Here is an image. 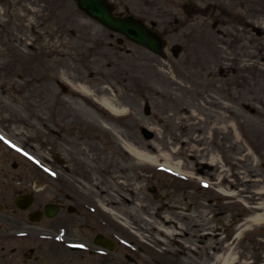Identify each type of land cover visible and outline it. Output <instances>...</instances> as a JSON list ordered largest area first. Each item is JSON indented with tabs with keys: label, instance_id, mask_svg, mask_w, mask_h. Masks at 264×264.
<instances>
[{
	"label": "rangeland",
	"instance_id": "obj_1",
	"mask_svg": "<svg viewBox=\"0 0 264 264\" xmlns=\"http://www.w3.org/2000/svg\"><path fill=\"white\" fill-rule=\"evenodd\" d=\"M110 1L117 15L135 16L162 34L165 59L93 21L74 0H0V140L8 148L13 137L33 150V163L80 171L78 191L88 200L115 201L114 216L130 237L132 230L163 245L164 264H202V254L175 246L177 238L195 247L200 240L175 235L189 228L174 227L181 216L174 203H201L207 194L197 180L189 192L185 177L159 164L168 159L196 178L223 179L227 200L241 204L245 219L264 201V0ZM79 85L93 97H72ZM162 91L182 98L192 119L181 121ZM123 144L151 146L157 164L138 163ZM150 188L164 200L159 222L148 218L145 201L158 200ZM243 228L245 236L264 239V222L247 219Z\"/></svg>",
	"mask_w": 264,
	"mask_h": 264
},
{
	"label": "flooded vegetation",
	"instance_id": "obj_2",
	"mask_svg": "<svg viewBox=\"0 0 264 264\" xmlns=\"http://www.w3.org/2000/svg\"><path fill=\"white\" fill-rule=\"evenodd\" d=\"M21 147L33 155V150ZM69 167L73 166L56 169L50 160L37 165L0 140V264H164L157 243L130 237L129 226L115 218V201L88 200L78 191L82 173ZM193 189L189 187V192ZM211 193L203 203H174V211L181 214L174 227L188 223L189 228L175 235L200 240L197 247L189 243L190 247L177 238L175 246L199 252L202 264H224L229 257L231 264H264V243H259L264 239L244 235L248 217L242 207ZM157 199L144 201L148 218L159 222L164 200L160 195Z\"/></svg>",
	"mask_w": 264,
	"mask_h": 264
},
{
	"label": "water",
	"instance_id": "obj_3",
	"mask_svg": "<svg viewBox=\"0 0 264 264\" xmlns=\"http://www.w3.org/2000/svg\"><path fill=\"white\" fill-rule=\"evenodd\" d=\"M78 8L92 20L107 29L122 34L129 41L142 46L150 52L166 58L165 42L157 31L149 30L142 21L133 17H118L113 14V6L108 0H76ZM147 138L150 134L145 132Z\"/></svg>",
	"mask_w": 264,
	"mask_h": 264
},
{
	"label": "bare ground",
	"instance_id": "obj_4",
	"mask_svg": "<svg viewBox=\"0 0 264 264\" xmlns=\"http://www.w3.org/2000/svg\"><path fill=\"white\" fill-rule=\"evenodd\" d=\"M198 26H197V28H198ZM203 33H204V29L201 31L200 35H202ZM197 37H200V36H198V35L192 36V38H194V39H196ZM242 72H244V71H242ZM180 86H182V84ZM179 89H180V87H179ZM84 93H87L89 95L91 94L88 92V90H84V88L81 85H79V86L72 87V92L70 93V95L74 98H78L80 96L83 99L82 94H84ZM89 95H88V98L90 99ZM166 95H167V93L165 91H162L160 94V96L162 98H165ZM90 96L93 97L92 94ZM84 98H87V96H84ZM167 99L175 101V103L177 105L176 114L179 116V119L181 121H187V120L190 121L192 119L193 114L191 113V111L189 110L188 106L186 105V103L184 102V100L182 98H179L176 95L173 97L171 94H168ZM94 100H95V98H94ZM81 101H83V100H81ZM99 103H100V106H102L106 110H109L113 114H116L119 112L116 109V107L113 105L111 100L100 99ZM183 125L184 124H180V126H183ZM193 127L196 129V131L200 130L199 123H193ZM213 132H217V131L213 130ZM194 138H192V140L190 139L191 140L190 143L196 142V139H194ZM184 141H187V140H184ZM87 144H88L87 146L85 145L86 155H87L88 151H90L89 146H91V148L93 150H95V143L94 142L93 143H87ZM123 148H124L125 152L128 155H130L131 157H133L138 163H145V164L154 165V164H157V162H158V159L151 155V151H150V148H152L151 146L136 147V146L130 145V144H123ZM152 151H153V148H152ZM193 151H194V149L191 150V153H193ZM177 154H178V152H177ZM86 158H89L88 155ZM93 161H95V157L93 158ZM213 162H214V159H211V162L208 163V165L212 164ZM164 166L166 168L172 170V171L179 172V173H181L182 170L184 169L182 164H180L179 162L174 163V162L169 161L168 159H166V163ZM206 167H208V166H206ZM112 173L114 174L113 170H112ZM113 180L116 184V181L118 180V178L114 177ZM223 182H224V180L222 179L220 181L219 185L220 186L223 185L222 184ZM219 191L226 193L225 189L224 190L222 189ZM259 195H260V198H264V191L262 193H259ZM258 205L259 206L257 208H255L256 213L250 217V221H249L250 223H252L254 225H258V224L264 222V201L259 203ZM224 264H231V258L229 257L226 260H224Z\"/></svg>",
	"mask_w": 264,
	"mask_h": 264
},
{
	"label": "snow or ice",
	"instance_id": "obj_5",
	"mask_svg": "<svg viewBox=\"0 0 264 264\" xmlns=\"http://www.w3.org/2000/svg\"><path fill=\"white\" fill-rule=\"evenodd\" d=\"M0 139H3V137H0ZM7 143L11 144L13 148H16L17 146L15 144H12L11 141H7ZM19 151H23V149H18ZM24 155H28V153H24ZM36 163H39V161H36ZM79 247H84V245H80Z\"/></svg>",
	"mask_w": 264,
	"mask_h": 264
}]
</instances>
